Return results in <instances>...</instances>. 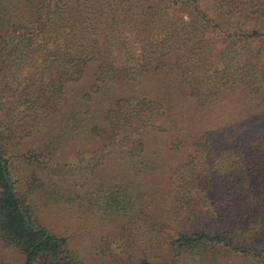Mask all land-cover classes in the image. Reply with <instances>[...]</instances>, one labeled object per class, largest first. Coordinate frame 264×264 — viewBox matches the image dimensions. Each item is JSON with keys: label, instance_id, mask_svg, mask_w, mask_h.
<instances>
[{"label": "trees", "instance_id": "1", "mask_svg": "<svg viewBox=\"0 0 264 264\" xmlns=\"http://www.w3.org/2000/svg\"><path fill=\"white\" fill-rule=\"evenodd\" d=\"M0 243L264 264V0H0Z\"/></svg>", "mask_w": 264, "mask_h": 264}, {"label": "rangeland", "instance_id": "2", "mask_svg": "<svg viewBox=\"0 0 264 264\" xmlns=\"http://www.w3.org/2000/svg\"><path fill=\"white\" fill-rule=\"evenodd\" d=\"M90 154L87 152V156L88 157ZM70 159L72 161H76L77 160V155L75 154H71L70 155ZM60 209H53L48 217V223L49 224H53V226H64L66 227V225L69 227L70 230H72V233H75L78 237L79 240L78 241H82V246L83 247H87L90 244V241L87 240L89 239V237L87 236V230L86 228L84 229H80L81 227V221L82 219H80V216H78L77 214L74 213V211H68L67 213L59 212ZM85 220V218L83 219ZM96 222L95 221H90L88 223V227H94L96 226ZM95 228V227H94ZM99 232L98 235H108L110 229H111V225L105 226L101 225L100 227H98ZM100 239V242L103 246L105 243V240H102V238H98ZM138 242V247L141 246V241L139 239H137ZM136 246V248H138ZM0 262H7V263H11V264H22L23 263V259H22V255H20L17 251L13 250V249H7L5 248L1 243H0ZM177 264H182L181 262L177 263Z\"/></svg>", "mask_w": 264, "mask_h": 264}]
</instances>
